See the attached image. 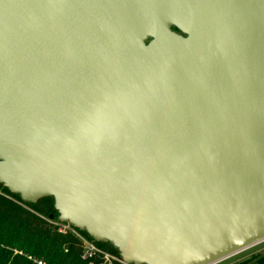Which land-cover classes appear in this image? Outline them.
<instances>
[{
    "label": "water",
    "instance_id": "95a60500",
    "mask_svg": "<svg viewBox=\"0 0 264 264\" xmlns=\"http://www.w3.org/2000/svg\"><path fill=\"white\" fill-rule=\"evenodd\" d=\"M0 183L132 264L264 241V0H0Z\"/></svg>",
    "mask_w": 264,
    "mask_h": 264
},
{
    "label": "trees",
    "instance_id": "16d2710c",
    "mask_svg": "<svg viewBox=\"0 0 264 264\" xmlns=\"http://www.w3.org/2000/svg\"><path fill=\"white\" fill-rule=\"evenodd\" d=\"M0 264H86L80 258L77 238L61 234L46 218H58L53 197H44L36 203L24 202L0 183ZM83 235L100 247L119 254L109 242L96 241L86 231ZM247 259L235 264H250ZM257 264H264L259 258Z\"/></svg>",
    "mask_w": 264,
    "mask_h": 264
},
{
    "label": "built area",
    "instance_id": "2783aa9c",
    "mask_svg": "<svg viewBox=\"0 0 264 264\" xmlns=\"http://www.w3.org/2000/svg\"><path fill=\"white\" fill-rule=\"evenodd\" d=\"M46 220L53 225L61 234H72L78 241L80 258L86 264H132L126 262L119 254L110 252L100 247L94 240L89 239L83 235L77 227L70 224V222H62L58 219L46 218ZM38 264H46L40 259H35Z\"/></svg>",
    "mask_w": 264,
    "mask_h": 264
},
{
    "label": "rangeland",
    "instance_id": "374dc122",
    "mask_svg": "<svg viewBox=\"0 0 264 264\" xmlns=\"http://www.w3.org/2000/svg\"><path fill=\"white\" fill-rule=\"evenodd\" d=\"M0 190L2 191L3 188L0 187ZM259 258L264 259V241L255 244L247 248L243 252H239V254H235L234 256L225 259L222 262H218L216 264H235L237 262H240L241 259L242 260L251 259L252 261L250 264H254V263L257 264L256 262Z\"/></svg>",
    "mask_w": 264,
    "mask_h": 264
},
{
    "label": "crops",
    "instance_id": "0c3cea01",
    "mask_svg": "<svg viewBox=\"0 0 264 264\" xmlns=\"http://www.w3.org/2000/svg\"><path fill=\"white\" fill-rule=\"evenodd\" d=\"M245 250H246V249H245ZM243 251H244V250H243ZM243 251H241V252H243ZM236 254H239V253H236ZM234 255H235V254H234ZM234 255H232V256H234ZM232 256H230V257H232ZM230 257H228V258H230ZM228 258H227V259H228ZM240 258H241V257H240ZM241 261H244V260L241 259L240 262H241ZM220 262H222V261H220ZM237 263H238V262H237ZM254 264H255V263H254Z\"/></svg>",
    "mask_w": 264,
    "mask_h": 264
}]
</instances>
